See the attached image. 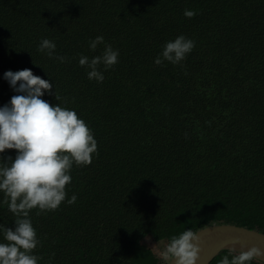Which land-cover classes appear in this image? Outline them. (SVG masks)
I'll list each match as a JSON object with an SVG mask.
<instances>
[{
    "label": "trees",
    "instance_id": "trees-1",
    "mask_svg": "<svg viewBox=\"0 0 264 264\" xmlns=\"http://www.w3.org/2000/svg\"><path fill=\"white\" fill-rule=\"evenodd\" d=\"M181 34L195 41L186 58L154 64ZM97 35L119 50L100 83L78 64L102 52L88 47ZM42 38L65 62L37 51ZM24 68L97 141L91 163L70 169L65 201L29 212L38 264H161L143 240L186 228L264 234V0H0V106L15 94L3 73ZM13 220L0 203V224Z\"/></svg>",
    "mask_w": 264,
    "mask_h": 264
},
{
    "label": "clouds",
    "instance_id": "clouds-1",
    "mask_svg": "<svg viewBox=\"0 0 264 264\" xmlns=\"http://www.w3.org/2000/svg\"><path fill=\"white\" fill-rule=\"evenodd\" d=\"M191 18L193 10H185ZM103 44L99 55L89 57L80 54L78 64L85 68L88 80L100 83L103 71L118 62L119 50L104 42L97 35L88 43L90 50ZM195 41L184 35L166 41L154 64L164 61L176 65L192 51ZM56 44L49 38H42L37 51L48 58L65 62L66 57L58 55ZM101 66L103 71L101 70ZM3 79L15 93L0 106V154L5 150H15L14 158H0V194L8 210L14 216V228L0 224V264H38L40 257L33 253L39 240L29 216L33 208L51 211L65 201V187L71 181L70 169L91 163L97 151V141L92 130L74 109L52 104L42 99L51 95L53 83L49 79L34 75L32 70H7ZM56 98V92H55ZM73 194L68 204L76 201ZM197 232L186 228L172 235L166 241L157 240L151 247L157 249L161 264H196L200 248ZM232 251V250H230ZM264 251L255 246L238 254L223 256L217 264H251L256 259L264 260Z\"/></svg>",
    "mask_w": 264,
    "mask_h": 264
},
{
    "label": "water",
    "instance_id": "water-1",
    "mask_svg": "<svg viewBox=\"0 0 264 264\" xmlns=\"http://www.w3.org/2000/svg\"><path fill=\"white\" fill-rule=\"evenodd\" d=\"M197 233L200 252L196 264H211L223 252L238 254L253 246L264 251V234L256 230L221 224L204 228ZM260 259L264 260V256Z\"/></svg>",
    "mask_w": 264,
    "mask_h": 264
},
{
    "label": "rangeland",
    "instance_id": "rangeland-1",
    "mask_svg": "<svg viewBox=\"0 0 264 264\" xmlns=\"http://www.w3.org/2000/svg\"><path fill=\"white\" fill-rule=\"evenodd\" d=\"M143 243H145L149 247V246H152L155 242H153V240L151 238H149V239L146 238L143 240ZM154 249L156 250V248H154ZM157 253H158V251H157Z\"/></svg>",
    "mask_w": 264,
    "mask_h": 264
}]
</instances>
